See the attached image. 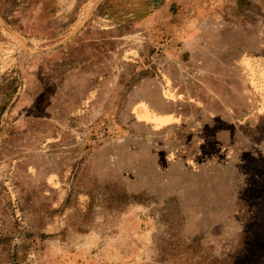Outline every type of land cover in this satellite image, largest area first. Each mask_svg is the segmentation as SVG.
Returning <instances> with one entry per match:
<instances>
[{
  "label": "rangeland",
  "instance_id": "1",
  "mask_svg": "<svg viewBox=\"0 0 264 264\" xmlns=\"http://www.w3.org/2000/svg\"><path fill=\"white\" fill-rule=\"evenodd\" d=\"M257 58L264 0H0V264H264Z\"/></svg>",
  "mask_w": 264,
  "mask_h": 264
},
{
  "label": "crops",
  "instance_id": "2",
  "mask_svg": "<svg viewBox=\"0 0 264 264\" xmlns=\"http://www.w3.org/2000/svg\"><path fill=\"white\" fill-rule=\"evenodd\" d=\"M254 65L264 66V60L262 61L261 58H257L255 60H252ZM252 62L245 61L243 59L241 66L246 67L248 70L250 69V64ZM248 84L250 85V81L248 80ZM249 96V95H248ZM160 100L156 103L153 101L143 98L138 100L134 107L132 108V115H133V122L136 125L144 126L145 128L149 129H171L174 127H183L188 128L191 125H189V117L185 112H183L180 108V104L183 102L181 99H179V94L174 90L173 87L169 86L167 89V93H161L159 96ZM262 103L259 104L257 109V114H264V99L263 96ZM243 109V108H242ZM248 110V109H247ZM237 111L233 107H227L226 110V116L221 115V119L225 120L227 124L229 125L228 129L231 131V145L237 146V149H243L242 145H237V139L243 137V134L239 135V131L244 127V121L242 120L243 117L236 116ZM209 120H214V123L217 122L218 116L216 114H211L209 117ZM200 120V119H199ZM209 124L208 122L204 121L203 119L199 122V127H197V131L202 130V128ZM201 139H204L201 142V146H205L207 144V140H205V136L201 137ZM218 146H228V144L223 143L222 139H217ZM220 143V144H219ZM239 144V143H238ZM239 147V148H238Z\"/></svg>",
  "mask_w": 264,
  "mask_h": 264
}]
</instances>
